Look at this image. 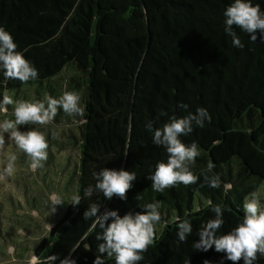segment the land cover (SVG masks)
<instances>
[{
  "label": "trees",
  "instance_id": "1",
  "mask_svg": "<svg viewBox=\"0 0 264 264\" xmlns=\"http://www.w3.org/2000/svg\"><path fill=\"white\" fill-rule=\"evenodd\" d=\"M233 2L0 0V27L39 72L38 79L22 84L5 81L0 71V100L5 94L14 102L25 100L28 87H33L37 100L78 92L84 107L83 117L66 116L61 109L51 123L60 127L74 122L78 133L71 132L59 142L51 140L50 129L46 131L49 145L73 149L63 165L70 171L67 180L73 181L74 192L66 195L69 201L51 231L33 247L41 260L55 255L53 264L65 258L75 264H93L99 255L105 264H115L114 257L98 252L103 242L96 239L100 229L92 226V219H83L84 211L96 203L98 214L116 210L122 217L143 213V205L160 201L162 223L138 264H233L214 246L207 252L193 248L200 229L215 218L212 207H224L225 223L217 235L226 234L242 221L245 198L264 181V42L259 30L253 43L250 34L233 26L245 47L233 46L224 32L223 15ZM252 3H259L264 12V0ZM180 103L188 109L179 108ZM201 107L207 109L211 122L181 137L185 144L199 146L201 155L191 168L199 180L188 187L155 192L148 177L158 162L167 161V152L153 144L145 124L151 121L154 129L159 128L169 117L182 118ZM33 128L43 132L38 125L27 129ZM19 156L25 159L24 153ZM209 161L215 164L211 173ZM103 168L136 173L125 200L105 199L98 191L84 196V189L96 183L94 173ZM46 174L44 170L41 175L45 184ZM205 174L218 175L221 187H209ZM31 192L25 189L21 197L34 206L42 197ZM74 195L81 197L75 207L70 204ZM4 199L0 198V233L7 226L2 225L1 216L11 221L7 213L13 212L10 196ZM183 219L192 224L185 242L177 237V225ZM10 224L17 227L16 222Z\"/></svg>",
  "mask_w": 264,
  "mask_h": 264
},
{
  "label": "clouds",
  "instance_id": "2",
  "mask_svg": "<svg viewBox=\"0 0 264 264\" xmlns=\"http://www.w3.org/2000/svg\"><path fill=\"white\" fill-rule=\"evenodd\" d=\"M224 32L231 36L232 44L238 49L245 47L241 38L237 35L233 26L246 34H250V41H257V30L260 31V39L264 42V12L260 4H253L252 0H234L223 13ZM0 71L3 72L5 81L18 80L22 84L38 79L39 72L36 67L27 60L23 53L17 51V45L11 34L0 27ZM66 87V86H65ZM82 97L78 92L64 91L59 98L46 97L44 100H16L5 94L0 100V113L7 115L8 106L15 103L12 115L14 119H4L0 122V151L6 145L5 133L8 134V143L15 145L17 151L24 153L30 159V169L35 172L44 167L48 159L49 143L44 132L33 128L27 131L18 130V126L38 125L46 126L54 121L58 111L69 117H83L84 107L81 106ZM178 107L188 109L187 104L180 103ZM161 115H167L162 112ZM211 122L210 114L205 108H197L195 113L177 118L169 117V121L162 127L153 128V122L148 121L145 128L152 132V142L156 146H162L167 152V161L158 162L154 173L148 177L151 187L155 192H163L165 189L183 185L188 187L197 183L199 177L191 171L196 163V158L201 155L199 146L192 142L185 144L181 137L190 135L195 127L203 128L205 122ZM126 155V154H125ZM17 155L9 153L6 165L0 169V181L12 176L16 171ZM215 168V164L209 161L207 170L209 173ZM96 183L84 189V196L91 197L94 191L103 194L105 199L114 196L121 200L127 198V192L132 188V181L137 179L135 172L103 168L94 173ZM204 182L211 188L221 187L220 177L216 174L204 175ZM139 196V195H138ZM137 196V198H138ZM260 191H252L243 204L244 215L241 222L226 234L217 235L225 221L223 219L224 207L217 204L212 207L215 218L207 221L206 225L198 232L199 240L193 244L197 251L207 252L213 248L216 252L225 254L226 259L233 264L243 260V264H255L259 257H264V206L261 203ZM81 197H71L73 207L80 205ZM65 204L64 199L53 193L50 196L49 213H54L58 205ZM143 213H126L122 217L116 210H105L99 213L100 205L92 203L83 213V219H92L93 227L99 228L96 234L99 253H106V257H114L115 264H138L144 259L143 253L153 245L156 239L157 226L162 223L160 212L161 203H147L141 207ZM111 218V222L107 223ZM179 219V218H177ZM50 232L52 225L46 223ZM177 237L185 242L192 233V224L188 219L181 220L177 225ZM57 259L55 255L47 256L41 260L32 255L30 264H53ZM60 264H75L74 260L65 258ZM93 264H105L104 259L98 255Z\"/></svg>",
  "mask_w": 264,
  "mask_h": 264
},
{
  "label": "rangeland",
  "instance_id": "3",
  "mask_svg": "<svg viewBox=\"0 0 264 264\" xmlns=\"http://www.w3.org/2000/svg\"><path fill=\"white\" fill-rule=\"evenodd\" d=\"M25 94L27 97L25 100H37L33 87H28ZM14 107L15 103L12 105L13 109L8 108L7 115L0 113V122L4 119H14L12 115ZM28 126L29 125L18 126V130L27 131ZM77 127L78 125L74 122L69 126L60 127L49 124L43 126V132L46 135V131L50 129L51 140L52 138H57L58 141L61 142L67 138V134L71 132L78 133ZM7 137L8 134L5 133L6 145L4 149L0 151V169L6 165L9 153L15 152L17 161L16 171L12 176L0 181V198L4 199L6 196H10L13 210V212L7 213V217H12L10 218L11 221H7L4 215L1 216V218H3L1 219L2 225L10 226V229L6 226L2 228L3 231L0 233V264H30L31 256L35 255L33 247L41 238L46 237L49 233L46 228V223L52 226L54 225L61 217L65 204L69 201V197H66V195L69 196L71 191L74 192L71 187L73 181L71 180L70 183H68L69 180H67L70 171L63 165L65 156H71V154H73V149L68 150L59 145L57 148L53 144H50L48 151L51 152L53 156L50 158L48 157L43 168L33 172L29 167L30 159L25 155V157L23 156L25 159L21 160V156H19L20 152L17 151L13 143H8ZM72 166L73 165H69V167ZM44 170L47 171L45 175V181L48 182L47 184L41 181V175ZM35 180L41 183L39 189L36 188L38 182L36 183ZM25 189H29L33 192L35 190L36 194L41 193L40 197L42 198L37 199V203L34 206H32V204H27L21 197ZM256 191H260L262 197L261 203L262 206H264V181H261ZM53 193L60 195L64 199L65 204L55 206L56 211L50 214V196ZM10 222H16L17 227L14 229L15 226H12ZM259 264H264V257H261Z\"/></svg>",
  "mask_w": 264,
  "mask_h": 264
}]
</instances>
